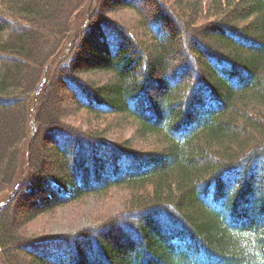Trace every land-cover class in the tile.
I'll return each instance as SVG.
<instances>
[{
	"label": "trees",
	"instance_id": "trees-1",
	"mask_svg": "<svg viewBox=\"0 0 264 264\" xmlns=\"http://www.w3.org/2000/svg\"><path fill=\"white\" fill-rule=\"evenodd\" d=\"M68 2L0 0V264H264V0ZM62 88L134 138L58 122ZM113 188L99 226L20 231Z\"/></svg>",
	"mask_w": 264,
	"mask_h": 264
},
{
	"label": "rangeland",
	"instance_id": "rangeland-1",
	"mask_svg": "<svg viewBox=\"0 0 264 264\" xmlns=\"http://www.w3.org/2000/svg\"><path fill=\"white\" fill-rule=\"evenodd\" d=\"M46 1H50V0H46ZM57 1H69L70 3L72 1V4H71L73 8L72 10L73 12L74 11L77 12L78 9L80 8V5L85 0H57ZM91 1L93 2L94 0H91ZM151 1L153 0H144L146 4L144 8V10L145 9L146 10L144 12H146L147 9H150V8L152 12H154L155 10H160L159 7H155L154 4L151 3ZM173 1L174 0H172V3H174ZM92 2L89 4L90 6L92 5ZM141 4L142 3H140V5ZM101 12H102V9H101ZM64 16L62 14L58 15L57 12L52 15V17H58L59 19L60 18L63 19ZM104 16H106L110 20L113 19V20L119 21L120 19H122V21H124L125 23L131 24L134 26L137 24L136 23L137 16L135 15L133 11L131 12L127 10H119V12L117 11L111 14H106ZM89 19L90 17H88V21ZM77 26L78 25L76 24V27ZM57 27L59 28V26ZM135 30L141 36L140 31H138L139 29H135ZM140 41L144 42L145 40L143 39ZM87 43L89 42H86L84 50L87 47ZM82 45H83V42L81 46ZM83 78L85 80L95 81V82L99 80L98 76H94L91 74L84 75ZM44 79L45 80L47 79V75L45 76ZM57 93L59 94V97L57 98V101H56L57 108L55 111V105L54 107L52 106L54 109V112L51 113V116H53L54 113L55 114L58 113V122H61L62 124L68 127L72 126V127H76V128H80L84 130H88L87 126L89 128L95 129L94 126L102 128L106 125L108 128L111 129L109 133L107 134V139L113 142L121 141L124 138H131V137L134 138L132 135L134 134V129L132 128V126L128 125L129 122H125L117 117H106L104 120H100V121H94V120L89 121L87 120V117L84 113L76 111V108H75V105L73 104L70 93H68L65 88L58 90ZM37 96H38V91L36 92L35 98H34L35 104L37 103ZM85 118H86V121H85ZM16 124H18V121H16ZM126 125H128L129 127H127ZM139 145L140 144H138V146ZM51 146L52 145L48 142L47 151H49L50 154H52ZM143 146H146V145H143ZM48 163L51 165H55V163L51 162L50 159H48ZM127 195H128V191L126 189L113 188L112 190L104 194L86 196L76 202L60 207L56 209L54 212L40 215L35 220L29 223L28 222L24 223L20 231L25 233L27 236L28 235L29 236H41V235H53V236L55 235L56 236V235H67L70 233L83 231L91 227L99 226L103 224L105 221H108L109 219L123 212V210L126 207V203L129 197ZM16 231L17 230H15L14 233H16ZM11 248H13V246ZM19 261H21V264H28V259L23 255L19 256Z\"/></svg>",
	"mask_w": 264,
	"mask_h": 264
},
{
	"label": "water",
	"instance_id": "water-1",
	"mask_svg": "<svg viewBox=\"0 0 264 264\" xmlns=\"http://www.w3.org/2000/svg\"><path fill=\"white\" fill-rule=\"evenodd\" d=\"M11 198V197H10ZM10 198L8 200H10Z\"/></svg>",
	"mask_w": 264,
	"mask_h": 264
}]
</instances>
